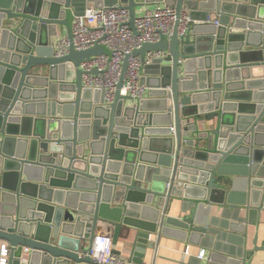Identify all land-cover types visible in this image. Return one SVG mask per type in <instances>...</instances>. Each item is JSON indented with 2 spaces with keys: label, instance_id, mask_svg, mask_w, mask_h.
Masks as SVG:
<instances>
[{
  "label": "water",
  "instance_id": "water-1",
  "mask_svg": "<svg viewBox=\"0 0 264 264\" xmlns=\"http://www.w3.org/2000/svg\"><path fill=\"white\" fill-rule=\"evenodd\" d=\"M87 3L126 7L136 36L146 4L199 22L134 52H169L145 70L150 99L138 108L120 91L106 107L102 92L83 87L80 65L110 55L107 47L72 44L67 56L53 54L58 28L72 42ZM183 199V216H172ZM263 209L264 0H0V245L8 264H105L90 256L103 226L114 247L124 233L132 264L163 236L208 251L207 264H249L248 227Z\"/></svg>",
  "mask_w": 264,
  "mask_h": 264
},
{
  "label": "built area",
  "instance_id": "built-area-1",
  "mask_svg": "<svg viewBox=\"0 0 264 264\" xmlns=\"http://www.w3.org/2000/svg\"><path fill=\"white\" fill-rule=\"evenodd\" d=\"M193 23L199 24L184 11L179 15L176 9L156 6L137 15L135 27L139 35L136 36L130 28V12L126 7L120 4L100 8L89 6L84 15L74 19L72 42L68 36L56 39L52 42L53 54L56 58L67 56L72 44L77 51L89 50L98 45L107 47L110 55L94 56L80 65L83 87L102 92L103 105L106 107L116 102L117 92L120 91V96L127 99L125 103L138 108L151 91L143 82V78L148 77L145 70L155 62L167 59L169 52L150 51L144 57L134 55V52L145 44L159 43L164 37L170 39L175 31L179 37H184ZM214 25L218 27L220 23L215 21ZM121 81L122 87L119 89ZM114 251L109 231L96 238V247L90 256L105 264H132ZM189 254L190 249L187 247L185 255ZM198 258L203 260L205 251L200 252ZM8 262L9 249L7 245L1 244L0 264Z\"/></svg>",
  "mask_w": 264,
  "mask_h": 264
},
{
  "label": "crops",
  "instance_id": "crops-1",
  "mask_svg": "<svg viewBox=\"0 0 264 264\" xmlns=\"http://www.w3.org/2000/svg\"><path fill=\"white\" fill-rule=\"evenodd\" d=\"M89 6H93V4L87 3V7ZM156 6H165V5L160 3L146 4L145 6L140 7L141 11L139 15H141L146 9H152ZM184 12L188 13V11H184ZM67 36L68 35L66 29L59 27L58 35L56 37H53L52 42H54L56 39ZM147 99H150V96H147ZM200 128L201 130H203L202 126H200ZM157 141H159L157 145L162 146L165 140L158 139ZM205 146L206 143L201 142V147H205ZM188 191L190 195L200 194V192L195 187H191L190 189H188ZM185 201L184 199L176 200L174 202V206L172 207L170 214L174 217L183 216V208ZM109 231L110 230L107 229L106 226L100 227V229L97 232V237L102 236L108 233ZM134 234L135 232L132 233V235ZM156 238H157L156 236L153 237V240H155V242H156ZM157 244L158 245L154 250H150L147 253L143 264H191V262L195 258H198V254L202 251H205V258L201 260V264H207V257L209 252L196 245L188 244V242H183L176 238H170L164 236ZM187 247H189L190 249L189 255H185V251ZM257 247L260 249L257 250ZM247 248L249 251L251 250L254 251V255L252 259L250 260V262H248L249 264H264V209L259 213L257 225H250L248 227ZM115 250H119L121 252L120 255L122 258H124L127 261L130 260L131 245L126 242V237L124 236V233L120 238L119 245L115 247Z\"/></svg>",
  "mask_w": 264,
  "mask_h": 264
},
{
  "label": "rangeland",
  "instance_id": "rangeland-1",
  "mask_svg": "<svg viewBox=\"0 0 264 264\" xmlns=\"http://www.w3.org/2000/svg\"><path fill=\"white\" fill-rule=\"evenodd\" d=\"M140 11H141V8H139V9H138V12H137V13H138V15L140 14Z\"/></svg>",
  "mask_w": 264,
  "mask_h": 264
}]
</instances>
